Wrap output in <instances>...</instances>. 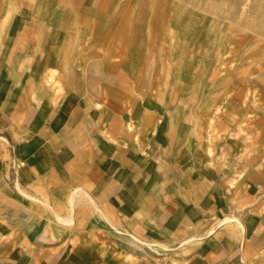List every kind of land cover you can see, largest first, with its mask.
Returning a JSON list of instances; mask_svg holds the SVG:
<instances>
[{
	"label": "crops",
	"instance_id": "1",
	"mask_svg": "<svg viewBox=\"0 0 264 264\" xmlns=\"http://www.w3.org/2000/svg\"><path fill=\"white\" fill-rule=\"evenodd\" d=\"M19 1L0 0V264H264L260 157L107 118L81 37Z\"/></svg>",
	"mask_w": 264,
	"mask_h": 264
},
{
	"label": "rangeland",
	"instance_id": "2",
	"mask_svg": "<svg viewBox=\"0 0 264 264\" xmlns=\"http://www.w3.org/2000/svg\"><path fill=\"white\" fill-rule=\"evenodd\" d=\"M23 2L32 22L81 37L107 118L137 130L142 119L150 135L174 117L210 156L226 158L233 140L264 162V0H111L96 29L84 18L100 0H81L83 12L70 0Z\"/></svg>",
	"mask_w": 264,
	"mask_h": 264
}]
</instances>
